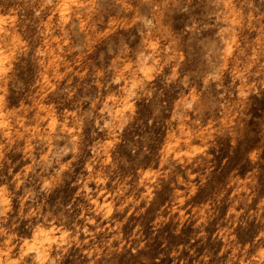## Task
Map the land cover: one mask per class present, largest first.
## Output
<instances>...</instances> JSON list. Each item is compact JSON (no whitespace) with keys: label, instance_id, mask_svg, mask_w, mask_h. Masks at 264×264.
<instances>
[{"label":"clouds","instance_id":"9594fccd","mask_svg":"<svg viewBox=\"0 0 264 264\" xmlns=\"http://www.w3.org/2000/svg\"><path fill=\"white\" fill-rule=\"evenodd\" d=\"M0 264H264V0H0Z\"/></svg>","mask_w":264,"mask_h":264}]
</instances>
